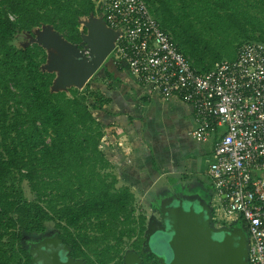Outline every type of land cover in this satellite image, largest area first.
Returning <instances> with one entry per match:
<instances>
[{"label":"trees","instance_id":"trees-1","mask_svg":"<svg viewBox=\"0 0 264 264\" xmlns=\"http://www.w3.org/2000/svg\"><path fill=\"white\" fill-rule=\"evenodd\" d=\"M145 1L199 72L234 59L245 42L264 43V0ZM95 11L94 0H0V264H30L26 237L49 224L87 264H123L132 238L143 252L146 217L136 215L135 192L106 171L115 165L102 149L107 126L97 111L110 98L90 80L52 92L55 74L41 69L46 50L13 43L43 24L79 43L80 20Z\"/></svg>","mask_w":264,"mask_h":264},{"label":"built area","instance_id":"built-area-1","mask_svg":"<svg viewBox=\"0 0 264 264\" xmlns=\"http://www.w3.org/2000/svg\"><path fill=\"white\" fill-rule=\"evenodd\" d=\"M94 2L95 13L120 29L113 63H125L163 99L176 96L193 106L196 126L189 136L214 139L207 171L212 219L223 226L244 223L248 262L264 264V43L245 42L234 59L199 72L145 0Z\"/></svg>","mask_w":264,"mask_h":264},{"label":"water","instance_id":"water-1","mask_svg":"<svg viewBox=\"0 0 264 264\" xmlns=\"http://www.w3.org/2000/svg\"><path fill=\"white\" fill-rule=\"evenodd\" d=\"M80 25L79 43L67 40L50 24H43L42 31L30 37L31 44L46 50L41 69L55 74L52 92L84 88L112 53L120 33L101 14L81 18ZM211 208L201 193L179 191L163 196L157 210L160 221L152 219L146 231L147 249L156 253L151 242L161 234L159 241L166 250L156 254L161 264H249L248 235L241 224L213 225ZM29 252L30 264H85L69 255V246L59 234L31 245ZM124 264H141L139 254L127 253Z\"/></svg>","mask_w":264,"mask_h":264},{"label":"crops","instance_id":"crops-1","mask_svg":"<svg viewBox=\"0 0 264 264\" xmlns=\"http://www.w3.org/2000/svg\"><path fill=\"white\" fill-rule=\"evenodd\" d=\"M105 70L109 73L107 75L108 83H112L111 86L113 89L106 92L103 91L105 92L104 94L110 98V103L105 105L103 110H98L97 116L106 124L107 127L105 130H108V128L112 129L111 134L107 133L104 136L102 140V149L105 150L107 157L115 165V169H145L146 156L149 157L150 160H153L151 163H156V157H154L150 151L152 147L150 145L151 141L149 139L142 140L140 137H134L133 135L135 127H141L142 129L149 126L151 127L152 125L149 123V120L151 119V115H153V126L155 129H158L160 133L166 132L164 134L165 138H167L166 135L170 133L171 137L169 140L175 136L171 142L175 144L177 154L176 157L174 156L175 154H173L174 162H171L167 168L172 167L173 169L174 166L175 169H179L178 175L184 176L183 178L189 177L190 180L193 175L198 176L197 172L205 171L206 174H208V166L213 160V153L209 161L205 158H199V160L196 161L194 148L196 150L197 145L191 144L183 136V132L186 131L187 136L194 140V142L199 144L207 142L197 141L188 134V132L196 126L193 106L176 96L168 100L163 99L159 92L154 90L150 85L140 83L130 72L125 63L115 64L111 59L109 69L106 68ZM151 92L156 93L157 97H154ZM136 94H140V97L144 101L142 107H139V104L137 107V104L132 100ZM108 108L111 113L102 116L101 113L105 112V109ZM115 108H117V111H115ZM136 110L137 114L135 112ZM140 113H143V119L138 117ZM117 125H121L120 127L130 133V144L132 145V150H134V152L130 154L128 160L131 165H128L123 160V158L127 156L125 153L127 148L124 149L119 147H123L124 142L120 141L118 144L115 143V127ZM210 140L214 141V139ZM147 151L149 156L146 154ZM151 167H153V169H165V167L162 168V166L156 167L155 164ZM146 169L149 168L147 167ZM165 171L168 172L167 169H165ZM183 178L181 179L183 180ZM132 187L134 189L136 187L137 189L136 185Z\"/></svg>","mask_w":264,"mask_h":264},{"label":"rangeland","instance_id":"rangeland-1","mask_svg":"<svg viewBox=\"0 0 264 264\" xmlns=\"http://www.w3.org/2000/svg\"><path fill=\"white\" fill-rule=\"evenodd\" d=\"M14 19V16H12ZM43 27L40 28H35L32 33L29 35L25 34H19L16 39L13 41V43L17 47H24L26 45L31 44V36H36L37 33L41 32ZM112 59V54L108 56L106 59L105 63L103 66L98 70V72L90 79L89 84L92 87V90L98 91L100 94L105 93L106 91L112 90V83H108V78L106 75V68L109 69L110 67V61ZM83 89V88H82ZM81 89V90H82ZM105 91V92H103ZM154 97H157V94L154 92H151ZM135 104H139V107H142L144 105V101L139 95H134L132 99ZM154 101V100H152ZM117 111V108H115ZM137 114V110L135 111ZM111 113L108 109H105V112H102V116H105L106 114ZM136 116V115H134ZM149 116V114H148ZM143 119V113H140L138 116ZM150 124L152 125L151 127H146L142 129L141 127H135V132H133L134 137H140V139H149L151 141L150 145L151 147V154L154 155L155 162L156 163H151L153 160H150L149 157L146 156V167L145 169H107L106 171L112 173V175L115 176V174L118 175V186L122 185H129L130 187L132 186H137V189L132 187L131 189L135 192L136 195V215H144L146 217V226L148 228V225L152 219H156L160 221V214L157 211L158 206L160 203V200L163 196L166 195H172L175 194L179 191L184 192V193H201L202 196L206 199V196L209 194L213 195V188L211 184L210 177L208 174H206L205 171H200L199 173L197 172L198 176H192V179L190 180L189 177H185L178 175L179 169H175V167H168L171 162H174L173 154L176 157L177 154V149L175 147V144L171 142L172 139H174L175 136H173L170 140L169 138L171 137L170 133L166 135L167 138L164 137L163 132H159L158 129H155L153 126L154 124V117L151 115V119L149 120ZM118 126V127H117ZM115 127V143H119L120 141L124 142V146H119L120 148L126 149L125 153L127 154L126 157L123 158V160L128 164L129 163V158L130 154L134 152L132 150L133 148L131 147L132 145L130 144V133L125 131L121 125H117ZM112 133V129L108 128L106 130V134ZM183 136L193 145L196 146V150L194 148L195 156H196V161L199 160V158H205L208 161L212 158V153H213V147H214V141L209 140L203 144H199L194 142V140L190 139L186 131L183 132ZM167 140V141H165ZM130 149V150H129ZM116 153V152H115ZM146 154L149 153L148 151ZM189 154V153H188ZM192 155V152H191ZM178 156V155H177ZM143 163V162H142ZM162 166V168L165 167V169L168 170V172L165 171V169H153L151 166ZM165 165V166H164ZM176 165V164H174ZM135 167V166H134ZM137 167V166H136ZM149 169H146V168ZM141 168V167H140ZM183 178V180L181 179ZM187 179V180H184ZM201 188V189H198ZM28 196H30V193L27 190ZM208 203L211 205L210 201L206 199ZM213 225L220 227L223 226L224 224L222 223H213ZM147 231V230H146ZM245 233H247L245 231ZM59 234L58 230L54 227L53 224H49L46 233L43 234H33L31 236H27L25 240V244L27 245L28 249H30L31 245L36 244L40 242L44 238H51L54 237L55 235ZM248 235V233H247ZM161 236H155L151 242L153 250L156 253H166V250L160 243L159 239ZM146 232H145V240H144V246H143V252H149V250L146 248ZM135 238H132L130 240H125V250L123 252L124 257L126 256L127 253L131 252L132 249V242L134 241ZM142 252V253H143Z\"/></svg>","mask_w":264,"mask_h":264},{"label":"flooded vegetation","instance_id":"flooded-vegetation-1","mask_svg":"<svg viewBox=\"0 0 264 264\" xmlns=\"http://www.w3.org/2000/svg\"><path fill=\"white\" fill-rule=\"evenodd\" d=\"M23 34H25V35H29L30 33H23ZM161 236V234H157L156 236ZM147 248V247H146ZM69 249H70V252H69V255L72 257V258H74V259H82L83 260V262L85 263V264H87L86 262H85V260L83 259V258H75V257H73L72 255H71V248L69 247ZM133 252H135V253H137V254H139V258L141 259V264H143V262H144V257L142 256V252H137V251H134V250H132ZM150 252V251H149ZM151 254H153L154 256H155V258L156 259H158V257H157V253H153V252H150ZM159 260V259H158ZM160 261V260H159ZM160 263H161V261H160ZM110 264H114V261H112ZM124 264V263H123Z\"/></svg>","mask_w":264,"mask_h":264}]
</instances>
